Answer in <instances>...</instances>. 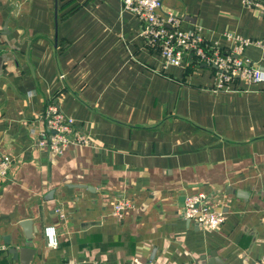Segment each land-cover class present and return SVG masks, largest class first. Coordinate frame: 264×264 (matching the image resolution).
I'll return each instance as SVG.
<instances>
[{"label": "crops", "instance_id": "obj_1", "mask_svg": "<svg viewBox=\"0 0 264 264\" xmlns=\"http://www.w3.org/2000/svg\"><path fill=\"white\" fill-rule=\"evenodd\" d=\"M169 13L225 47L227 32L264 37V12L245 0H163ZM244 56L264 68L260 46ZM208 67H165L123 0H0V156L12 160L0 180V264H22L9 249L26 233L31 264H260L264 82L214 91ZM57 101L88 145L39 144ZM196 192L226 213L220 228L184 216ZM120 197L133 206L117 217Z\"/></svg>", "mask_w": 264, "mask_h": 264}, {"label": "built area", "instance_id": "obj_2", "mask_svg": "<svg viewBox=\"0 0 264 264\" xmlns=\"http://www.w3.org/2000/svg\"><path fill=\"white\" fill-rule=\"evenodd\" d=\"M245 5L259 7L264 12V2L245 0ZM123 9L136 14L143 22V34L147 44L165 59V67L182 66L188 62L203 63L215 70L214 91L230 89L239 80L248 84L264 82V69L244 56L245 48L252 44L260 46L264 52V37L244 38L227 32L223 34V38L231 42L232 46L225 47L218 41L207 40L201 29L182 30L181 17L173 13L163 14V0H123ZM44 119L48 132L39 144L48 147L52 152H62L70 144L88 145L91 142L90 137L77 126L74 118L61 110L58 101L49 104ZM11 165L12 160L9 156H0V180L9 174ZM132 206L131 199L117 198L113 202L112 214L122 217ZM61 215L64 216L62 213ZM184 216L199 227L210 230L220 228L226 219V213L216 208L204 192L185 196ZM49 229L54 230L51 238ZM45 236L48 247L59 246L58 230L55 225L45 227ZM190 264L207 263L195 260ZM260 264H264V256Z\"/></svg>", "mask_w": 264, "mask_h": 264}, {"label": "water", "instance_id": "obj_3", "mask_svg": "<svg viewBox=\"0 0 264 264\" xmlns=\"http://www.w3.org/2000/svg\"><path fill=\"white\" fill-rule=\"evenodd\" d=\"M257 65L261 69H264L262 66H259V64H257ZM27 224H30V220L23 221L21 223V226H25ZM7 237H8L7 238L8 244H11V238L9 239V236H7ZM26 238L27 239L24 242L25 245H21L20 243H17L15 245H12L11 248L9 249V251H10V253L13 254V259L17 260L18 258H20L22 264H31V261H32L34 255H36V253H37V249L32 246L33 245V239L31 237V235L26 233ZM204 263H207V262H204Z\"/></svg>", "mask_w": 264, "mask_h": 264}, {"label": "clouds", "instance_id": "obj_4", "mask_svg": "<svg viewBox=\"0 0 264 264\" xmlns=\"http://www.w3.org/2000/svg\"><path fill=\"white\" fill-rule=\"evenodd\" d=\"M53 231H54V230H52V229H49V230H48L50 238H51V236H52ZM53 243H54V241H53Z\"/></svg>", "mask_w": 264, "mask_h": 264}, {"label": "rangeland", "instance_id": "obj_5", "mask_svg": "<svg viewBox=\"0 0 264 264\" xmlns=\"http://www.w3.org/2000/svg\"><path fill=\"white\" fill-rule=\"evenodd\" d=\"M208 68H210L211 69V67H208ZM212 70V69H211ZM213 71V70H212Z\"/></svg>", "mask_w": 264, "mask_h": 264}]
</instances>
